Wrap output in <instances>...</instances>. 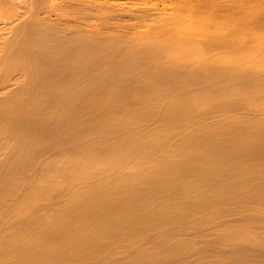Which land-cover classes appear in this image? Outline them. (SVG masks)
I'll use <instances>...</instances> for the list:
<instances>
[{"label":"bare ground","instance_id":"obj_1","mask_svg":"<svg viewBox=\"0 0 264 264\" xmlns=\"http://www.w3.org/2000/svg\"><path fill=\"white\" fill-rule=\"evenodd\" d=\"M0 264H264V0H0Z\"/></svg>","mask_w":264,"mask_h":264}]
</instances>
